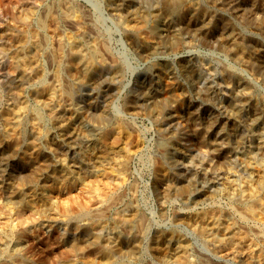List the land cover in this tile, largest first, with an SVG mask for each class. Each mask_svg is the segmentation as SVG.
Listing matches in <instances>:
<instances>
[{"label":"bare ground","instance_id":"obj_1","mask_svg":"<svg viewBox=\"0 0 264 264\" xmlns=\"http://www.w3.org/2000/svg\"><path fill=\"white\" fill-rule=\"evenodd\" d=\"M40 1L42 0H36V2ZM111 1L109 11L119 21L126 39L146 55L154 54L160 48L178 49L183 44V40L176 26L203 38H210L214 32L216 0H163L155 4L150 11L137 10L134 7L136 0ZM234 1V5L239 9L237 12H240L242 8L240 3L243 0ZM250 2L253 17L247 14H243V17L246 16V23L256 31L264 32V0H250ZM34 5V1L27 0L25 6L19 9L20 13L13 14V22L0 23V77L9 82L16 80L38 82L41 92L34 93L45 106H48V116L56 126V130L52 133L41 132L38 126L42 124L45 116L39 110L30 108L24 96L13 93L15 101L0 111V116L6 124L8 138L7 143L0 140V149H3L0 152V165L5 164L8 159L15 160L12 147L25 138V115H29L36 137L51 139L56 133L59 134L61 138L51 143L54 149L76 154L82 145L81 142L85 141L91 144V148L104 150L105 156L99 153L89 154L82 162H103L108 159L114 173L106 176L104 182L108 187H120L124 184L125 171L131 158L130 142L128 140L121 142L120 133L130 134V124L127 125L119 119L107 128L99 127L92 136L84 135V123L91 119L97 124H102L108 116L107 111L101 106H96L92 101L86 104L83 110L75 108L72 104L76 85L86 88L100 83L106 84V89L111 90L122 73L123 68L118 63L120 60L117 62V58L111 56V50L106 46L107 42L105 41V44L102 41L104 39L101 40L100 35L97 36L98 28L97 34L94 33L96 28L89 22L90 16L87 18L88 15L85 16L82 12L72 9L73 6L61 9L56 5L49 7L47 4L34 23ZM231 20H222L221 27L218 28L221 46L230 52L235 61L264 83V45L257 38L254 39V35L248 32L245 35L242 30L239 31L235 20ZM129 21L134 22L129 24ZM5 52L9 55L6 56ZM42 56L52 67V80H49V83H47L48 78H45L47 77L44 68L46 66L43 65L45 58L42 60ZM5 58L8 60L6 61ZM182 62L189 72H193L192 64L188 59ZM227 68L229 69L225 73L228 75L227 82L231 83L233 88H230L231 112H226L224 115H213L211 108H203L207 115L201 117V107L196 100L190 98L192 91L190 92L186 84L187 87H182L184 84L176 85L178 82L175 84L176 75L173 73L175 71L172 72L166 65L153 64L146 72L144 81L137 84L138 95L133 96L130 103L131 110L144 108L155 118L167 110L171 116L166 120L164 118V124L174 125L176 128L182 126L180 131L184 139L180 141L172 139L169 131L163 132L161 131L163 128H159V133L163 137L166 136V141H169L168 146H164L163 150L162 147L160 149L162 151H159L164 162L168 164L169 171L159 170L156 174L157 179H176L180 183L177 186L168 185L161 189L162 195L174 191L179 195L187 196L191 184L185 181H189L197 184L195 195L206 198L213 191L210 185L215 183L209 174L195 170L188 163L189 159L186 155L174 157L171 153L173 149L196 150L217 159L222 154L223 144H228L232 132H238L239 127L245 124L246 130L259 137L254 139L256 140L254 147L246 148L249 146L247 145L245 150L250 154L249 151L258 150L264 155L263 96L260 95L262 98L258 99L255 93V98L254 95L252 97L254 91L252 93L251 90L254 89H252L254 85ZM203 90L200 89L197 94L205 99L210 88ZM66 115H68L67 119L72 118L75 123H67ZM68 125L72 126L67 127ZM185 125L190 129L185 128ZM234 147L231 149L237 153L241 152L244 160L248 162L247 169L252 175L247 176L241 184L228 181L225 194L234 208L218 207L220 205L211 207L214 204H210V208L204 211L197 209L200 212L192 210L179 215V219L186 221L207 245L211 251L210 257L199 252L198 255L192 254L189 241L184 235L178 234L176 230L173 231L174 229L166 230L161 234H155L153 247L151 246L155 257H159L162 264H228L229 262L264 264V235L257 229L258 226L255 228V224H264V160L253 163L249 160L250 156L247 158L248 153L245 154L244 150L240 151L241 146L240 150L238 146ZM81 166L84 167L83 164L71 165L72 169L60 166L59 171L65 175L75 172L73 169ZM159 166L165 165L160 162ZM183 171L187 175L185 180ZM90 179L93 189L98 190L99 188L93 185L92 176ZM206 180H209L210 185ZM7 189L8 197H13L18 200L16 202L22 203V210H30L31 204L25 203L19 190H11L8 187ZM121 200L120 195L115 192L100 199L95 206L89 203L81 205L78 216L84 218V222L78 219L73 227L76 232H81L82 236L78 243L71 245L69 249L71 255L90 257L88 264H141V242L146 229L144 217L135 206H131L126 212L114 211V204L121 203ZM110 214L112 220L109 219ZM3 228L5 230L10 228L6 219L0 221V229ZM157 252L160 255H157ZM26 257V252L22 250L19 258L11 255L9 260L2 264H25ZM117 257L121 261L117 260Z\"/></svg>","mask_w":264,"mask_h":264},{"label":"rangeland","instance_id":"obj_2","mask_svg":"<svg viewBox=\"0 0 264 264\" xmlns=\"http://www.w3.org/2000/svg\"><path fill=\"white\" fill-rule=\"evenodd\" d=\"M32 1L35 3L33 22L41 16L43 8L47 4L49 7L56 5L61 9L66 6H73L72 9L82 12L85 16L88 15L87 18L90 16L89 22L96 28L94 33L97 34L98 28L97 36L100 35V39H104L102 41L105 44L107 42L106 46L108 49L110 48L111 56L113 55L114 59L117 58V62L120 60L118 63L123 68L122 73L119 81L112 86L111 90L106 89V84L100 83L86 88L76 85L72 104L75 108L83 110L86 104L92 101L96 106H101L107 111L108 116L102 124H97L91 119H88L86 124L84 123V135L92 136L96 134L99 127L107 128L112 122L119 119L127 125L130 124L131 127L128 126L130 127V134L121 132L120 141L128 140L130 142L131 158L125 171L124 184L120 187H108L104 179L114 173L112 164L108 159L103 162H82L89 154L99 153L105 156L104 150L100 149L99 151V149L91 148V144L85 141L81 142L82 145L76 154L54 149L51 143L61 138L59 134L54 133L55 135L51 139L50 137L47 139L36 137L31 116L25 115V138L12 147L15 160L8 159L4 162L5 164L0 165V221L6 219L10 224L8 230L0 229V264L7 262L11 255L19 258L22 250L27 254L25 264H88L91 260L90 257L78 254L71 255L69 252L71 245L78 243L82 236L81 232L75 231L73 224L78 219L82 223L84 222V218L78 216L83 203L95 206L100 199L115 192L120 195L123 201L114 204V211L126 212L131 206H135L140 215L142 214L144 217L142 218L145 221L146 229L141 242V264H162L158 259L159 257H155L154 250H151L153 238L156 233L161 234L166 230L171 231L173 229L188 239L191 252L193 251L192 254L198 255L199 252L201 255H209L211 251L207 245L186 221L179 219V215L192 210H194L193 212L204 211L210 208L212 204L214 205L211 207L220 205L218 207L234 208L225 194L228 181L241 184L247 176L251 175L247 169L248 162L244 160L241 152L237 153L234 150L237 149L234 146H238L239 150L241 146L240 151L244 150L243 152L247 154L248 151L245 150V147L247 145L249 146L246 148L254 147L256 145L254 139L258 136L246 130L245 124L241 125L240 130H237L238 132H232L231 137L229 136V142L233 141L234 143L223 144L222 154L217 159L196 150L179 151L173 149L171 153L174 154V157L179 158L186 155L189 159L188 163L195 170L209 174L215 183L210 185L209 180H206V183L213 188V191L206 198L197 196L198 194L195 195L198 189L197 184L189 181H185L191 184L187 196L179 195L178 192L174 191L162 195L161 189L168 185L177 186L180 183L176 179H157L158 175L156 176V174L159 170H161L160 172L169 171L168 164L164 162L161 153H159L164 149V146H168L169 141L167 140V142V137H163L159 133V128H163V130L161 129L163 132L169 131L172 139L175 138L176 141H180L184 139L180 131L182 126L176 128L174 125L164 124V118L166 120L171 116L167 110L155 118L150 116L144 108L131 110L130 103L134 98L133 96L138 95L137 84L144 81L146 72L153 64L159 65V63L166 65L172 72L175 71L173 72L176 75L175 84L178 82L176 85L186 84L188 87L186 85H182V87H187L190 92L192 91L191 97H189L196 100V103L201 107V117L207 115L203 108H211V111L214 112L213 115H224L230 111L229 102L231 101L233 85L227 82L228 75L225 74L227 67L233 73L236 72V75L240 74L239 76L249 81L252 86L254 85L252 87L254 89L251 90L252 93L254 91L252 97L254 95L255 98L257 95L259 99L263 96L264 101L263 81L235 61L230 52L221 46L218 36L221 21L232 19L231 21L235 20L239 31L242 30L241 32L245 35L248 33L254 35V39L257 38L264 45V32L256 31L246 23V16L243 17V14H253L250 0H243L240 3L242 6L240 12H237L239 9L234 5V0H216L214 32L210 38L196 36L193 32L176 26L183 44L175 50L160 48L151 55L142 53L126 39L119 21L109 11V6L112 4L111 0ZM161 1L163 0H136L134 7L137 10L140 9L139 11H150L155 4ZM26 2L27 0H0V23L9 24L13 22V14L20 13L19 9L24 7ZM256 15L260 16L259 14ZM251 17L253 16L251 15ZM133 22L129 21V24H133ZM8 55L6 54V56ZM44 58L42 56V60ZM184 59L191 62L193 72H189L184 67L182 62ZM45 60L46 58L43 60V65L46 66L44 68L47 77L45 78H48V82L45 80L49 83V80H52V67H50L48 60L47 62ZM40 87L39 83L33 80L9 82L0 77V111L14 102L15 94L13 93H18L27 99L30 108L39 110L45 116L42 124L38 126L41 132L52 133L56 130V126L48 116V106H45L34 93L41 92ZM203 88H210L209 91L207 90L209 93L205 99L197 94V91L203 90ZM67 118L68 115L65 116L67 123H75L72 118ZM69 126L72 125L67 127ZM185 128L190 129L189 126ZM251 136L252 138L255 137L252 139ZM7 139L6 124L0 116V140L7 143ZM161 148L162 150H160ZM202 149L204 150V148ZM2 151L3 149H0V152ZM249 152L251 154L248 153L247 158L250 156L251 162L256 163L264 160L263 152L258 150ZM160 159L162 160L159 161ZM160 162L165 165L164 168L159 166ZM82 164L84 167L73 169L75 172L72 173L63 175L59 171L60 166L72 169L71 165L79 166ZM176 173L180 174V172ZM182 175L183 179L187 176L185 171L182 172ZM91 176L93 177V185L97 186L98 190L93 189ZM7 187L11 190H19L25 203L31 204L30 210H22V203L16 202L17 199H13V197H8ZM109 219L112 220V214H110ZM256 227L264 235V230H261L264 229V224H255ZM157 255L160 253L157 252ZM116 259L121 261L118 257ZM228 264L235 263L229 262Z\"/></svg>","mask_w":264,"mask_h":264}]
</instances>
